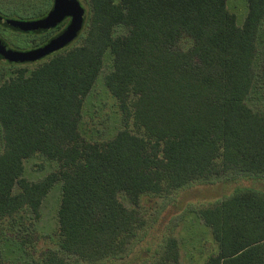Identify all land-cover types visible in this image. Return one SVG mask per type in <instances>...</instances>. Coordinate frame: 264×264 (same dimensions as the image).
I'll return each mask as SVG.
<instances>
[{
	"label": "trees",
	"instance_id": "obj_1",
	"mask_svg": "<svg viewBox=\"0 0 264 264\" xmlns=\"http://www.w3.org/2000/svg\"><path fill=\"white\" fill-rule=\"evenodd\" d=\"M79 1L84 23L66 46L36 61L0 58L38 63L0 83V219L25 209L38 218L61 182L58 248L42 264H126L137 217L120 193L137 205L145 194L169 195L216 175L264 178V109L246 102L256 77L264 78V0H247L242 25L227 0ZM47 8L36 6L30 19ZM66 23L23 33L42 45ZM118 26L126 31L116 33ZM106 53L104 82L124 124L111 138L88 141L82 107ZM36 154L58 168L30 180L24 160ZM199 216L217 244L203 264H264V195L234 194ZM164 247L139 261L181 264L177 239Z\"/></svg>",
	"mask_w": 264,
	"mask_h": 264
},
{
	"label": "rangeland",
	"instance_id": "obj_2",
	"mask_svg": "<svg viewBox=\"0 0 264 264\" xmlns=\"http://www.w3.org/2000/svg\"><path fill=\"white\" fill-rule=\"evenodd\" d=\"M40 4L50 10L53 0H0V9L4 13H9L7 15L3 13L5 17L23 16L30 19V13ZM227 7L235 13L237 24L242 25L248 12L247 0H227ZM125 31L126 27L116 28V33ZM0 37L6 43L8 42L9 48L16 50H29L40 46L34 45L33 36L6 28L1 24ZM263 45L264 21L258 38L260 51ZM4 60H0V83L9 78L16 69L21 67L32 69L38 65L36 62L26 65H9ZM110 69L111 55L106 53L101 73L86 96L82 107L79 130L88 141H104L111 138L124 124L118 100L104 82V76ZM256 69H261L260 61L256 64ZM246 102L254 110L264 109V78L262 76L256 77ZM1 149L0 137V151ZM24 165V175L30 180H38L46 173L58 168L56 161H51L39 154L26 158ZM255 190L264 195V178L224 174L204 181H194L185 189H177L169 195L145 194L137 205L133 204L125 194L120 193V201L134 210L137 217L136 238L125 263L141 264L145 259L150 260L153 255L160 257L169 238L175 237L181 264H203L208 255L217 250V244L211 228L200 218L199 211L231 195ZM60 201L61 182L56 183L44 198L38 218L25 209L16 215L0 219V257L4 262L42 264L43 254L50 249L58 248L57 211ZM142 257L145 259L139 261Z\"/></svg>",
	"mask_w": 264,
	"mask_h": 264
},
{
	"label": "water",
	"instance_id": "obj_3",
	"mask_svg": "<svg viewBox=\"0 0 264 264\" xmlns=\"http://www.w3.org/2000/svg\"><path fill=\"white\" fill-rule=\"evenodd\" d=\"M66 17H70V22L62 32L33 49L9 48L6 41L0 37V58L17 63L36 61L74 40L84 23L82 5L79 0H53L52 7L47 14L37 19L10 18L0 15L1 24L19 32L47 30Z\"/></svg>",
	"mask_w": 264,
	"mask_h": 264
},
{
	"label": "flooded vegetation",
	"instance_id": "obj_4",
	"mask_svg": "<svg viewBox=\"0 0 264 264\" xmlns=\"http://www.w3.org/2000/svg\"><path fill=\"white\" fill-rule=\"evenodd\" d=\"M64 19H67V23H66V25H65V27H66V26L68 25V23L70 22V17H66V18H64ZM65 27H64V28H65ZM63 30H64V29H63ZM63 30H62V31H63ZM62 31H61V32H62ZM59 33H60V32H59ZM59 33H58V34H59ZM56 35H57V34H56Z\"/></svg>",
	"mask_w": 264,
	"mask_h": 264
}]
</instances>
